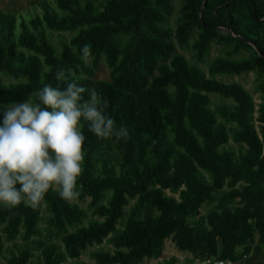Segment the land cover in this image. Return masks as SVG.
Returning a JSON list of instances; mask_svg holds the SVG:
<instances>
[{
  "label": "trees",
  "instance_id": "obj_1",
  "mask_svg": "<svg viewBox=\"0 0 264 264\" xmlns=\"http://www.w3.org/2000/svg\"><path fill=\"white\" fill-rule=\"evenodd\" d=\"M51 1H39L28 19L0 10V103L34 99L45 83L74 81L95 89L105 114L128 135L98 138L84 122L78 198H90L98 219L84 224L86 211L56 190L37 207L0 206V258L3 237L40 235L44 210L64 251L43 245L41 264L76 259L112 233L115 250L94 252L97 264L159 258L166 239L194 256L234 263L237 247L244 257L253 244V257L264 252V62L252 46L264 55V0H207L202 11L203 0H181L175 38L188 44L196 33L191 45L196 63L213 43L224 50L207 64L212 78L176 53L166 27L172 0ZM52 31L71 33V39L55 49ZM85 44L91 45L94 66L105 58L109 80L82 76L92 74L81 58ZM61 70L65 81L55 78ZM248 72L258 80V104L240 84L213 78ZM210 94L231 103L212 109ZM230 140L240 145L238 155L224 147ZM113 144L118 157L107 153ZM130 201V217L118 230ZM31 256V250L10 253L6 264H27Z\"/></svg>",
  "mask_w": 264,
  "mask_h": 264
},
{
  "label": "clouds",
  "instance_id": "obj_2",
  "mask_svg": "<svg viewBox=\"0 0 264 264\" xmlns=\"http://www.w3.org/2000/svg\"><path fill=\"white\" fill-rule=\"evenodd\" d=\"M91 45L82 49V60ZM65 81V73H55ZM98 92L83 84L67 81L53 86L45 83L35 98L0 103V206L24 204L37 207L50 190L71 203L78 199V179L84 161L85 135L98 138L128 135L126 127L105 114Z\"/></svg>",
  "mask_w": 264,
  "mask_h": 264
},
{
  "label": "rangeland",
  "instance_id": "obj_3",
  "mask_svg": "<svg viewBox=\"0 0 264 264\" xmlns=\"http://www.w3.org/2000/svg\"><path fill=\"white\" fill-rule=\"evenodd\" d=\"M42 0H0V10L3 12H10L15 14L16 16H22L24 19H28L32 14L38 12L37 3ZM50 1L51 0H46ZM173 11L170 16L167 17L166 27L169 28L173 32L172 42L176 48V53L184 56L188 62L191 64H195L199 66L206 74L207 77L210 75L207 72V64L214 58L222 55L224 52L223 48L215 43H213L204 58L202 63H196L193 58V50L192 43L196 37V33L192 34L188 40V44H180L178 40L175 38V31L178 26V20L180 17V6L181 0H172L171 1ZM71 39V33L64 32H50V40L55 49H60L61 44L63 42H68ZM93 60L95 58L91 55L86 59L89 66L92 68V74L86 75L85 73L82 76L89 78L90 80H109L110 79V70L106 65L105 58L103 56L98 57L96 66L93 65ZM212 78V77H210ZM215 80L230 84V83H238L240 84L254 99V102L258 104L260 102V93L257 92L256 86L258 84V80L256 75L252 72L243 73L241 75H232V76H215L213 77ZM5 81H8L4 78ZM211 101V108L215 109L218 105L222 103H231L230 100L221 98L215 94L208 95ZM220 120V118H218ZM225 148L233 150V152L238 155L240 152V145L234 143L233 141H228ZM109 155L118 157L119 148L117 145H111L109 147L108 152ZM167 196H176L171 194L169 191H165ZM72 203L78 205L86 211V219L84 220V224L87 223L88 220L98 219L97 216L93 214L92 209L89 207L90 198L84 197L83 199L78 198ZM134 204V201H130V204L125 208V214L121 219L119 225H117V229H123L124 222L130 217L131 206ZM215 207V203L213 204H205L200 209V215H206L211 209ZM155 214V213H154ZM48 213L44 210L41 214V218L39 221V229L40 235L37 237L26 238L20 232L12 239L4 238L5 251L3 256L0 258V264H6V260L9 258L10 253H14L15 255H20L25 250H31L32 256L28 259L27 264H41V247L45 244H55L59 247H62V236L55 233L47 223ZM115 234H110L107 238H105L100 244L94 243L93 245L87 247L84 251L81 252L80 256L76 259H72L67 257L66 261L63 264H97L96 260L93 258L94 252L106 251L113 252L115 247L113 245L112 240L114 239ZM254 244L251 245V252L247 254V256H243V251L239 247L236 248L237 260L235 264H247L248 262L256 264L257 262L264 264V252H261L257 257L252 256ZM63 250V247H62ZM64 251V250H63ZM204 257L194 256L190 252L180 251L176 245L172 242L171 239H166L164 242L163 250L159 258L156 259H144L142 262L138 264H202Z\"/></svg>",
  "mask_w": 264,
  "mask_h": 264
},
{
  "label": "built area",
  "instance_id": "obj_4",
  "mask_svg": "<svg viewBox=\"0 0 264 264\" xmlns=\"http://www.w3.org/2000/svg\"><path fill=\"white\" fill-rule=\"evenodd\" d=\"M202 264H235L232 260L226 259H217V258H205L202 261Z\"/></svg>",
  "mask_w": 264,
  "mask_h": 264
},
{
  "label": "water",
  "instance_id": "obj_5",
  "mask_svg": "<svg viewBox=\"0 0 264 264\" xmlns=\"http://www.w3.org/2000/svg\"><path fill=\"white\" fill-rule=\"evenodd\" d=\"M207 0H203V5H202V8H201V11H202V9L204 8V4H205V2H206ZM221 30H223V31H226V32H228L230 35H232V36H235V34H233L231 31H229V30H224V29H221ZM238 38H240V39H242L241 37H238ZM244 41H248V40H246V39H243ZM249 43H251L250 41H248ZM252 44V43H251ZM252 46L254 47V49L257 51V53H258V55L262 58V60H263V62H264V55L262 54V52L255 46V45H253L252 44Z\"/></svg>",
  "mask_w": 264,
  "mask_h": 264
}]
</instances>
